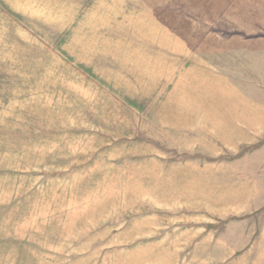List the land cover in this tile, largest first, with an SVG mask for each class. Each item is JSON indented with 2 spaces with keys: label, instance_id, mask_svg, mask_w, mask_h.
I'll use <instances>...</instances> for the list:
<instances>
[{
  "label": "rangeland",
  "instance_id": "374dc122",
  "mask_svg": "<svg viewBox=\"0 0 264 264\" xmlns=\"http://www.w3.org/2000/svg\"><path fill=\"white\" fill-rule=\"evenodd\" d=\"M0 264H264V0H0Z\"/></svg>",
  "mask_w": 264,
  "mask_h": 264
}]
</instances>
